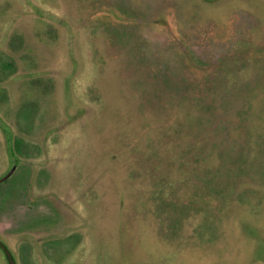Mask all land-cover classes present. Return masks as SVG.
Listing matches in <instances>:
<instances>
[{"label": "rangeland", "instance_id": "obj_1", "mask_svg": "<svg viewBox=\"0 0 264 264\" xmlns=\"http://www.w3.org/2000/svg\"><path fill=\"white\" fill-rule=\"evenodd\" d=\"M151 2L153 11L137 18L107 0H0L8 15L0 14V50L11 33L5 23L12 32L29 29L25 72L41 77L0 81V119L17 130L16 109L30 91L55 106L65 98L59 115L46 106L44 116L33 114L26 142L36 173L66 167L76 151L71 163L83 174L75 203L61 196L86 238L72 256H48V264H264V0ZM235 19L243 21L238 32ZM233 32L236 50L218 58L213 41ZM149 41L174 66L167 86L156 81L171 92L152 105L135 90L133 71ZM85 93L95 105L99 94L104 110L81 101ZM9 167L0 128L2 177ZM68 181L61 171L59 185L72 187ZM21 185L0 187V234L22 262L18 230L39 213L33 200L44 188L34 184L28 198ZM214 230L218 240L205 241ZM171 240L184 249L171 250Z\"/></svg>", "mask_w": 264, "mask_h": 264}, {"label": "flooded vegetation", "instance_id": "obj_2", "mask_svg": "<svg viewBox=\"0 0 264 264\" xmlns=\"http://www.w3.org/2000/svg\"><path fill=\"white\" fill-rule=\"evenodd\" d=\"M109 1H112V3L114 5L116 4L119 8L126 7L128 10L135 12L136 14L134 15L137 18H140V16H147L148 14L146 13L152 12L153 11L152 7H154L155 5V4H152L153 3L151 2L152 0H148L149 1L148 6L145 5L147 2L146 0H122V1L121 0H107V3ZM165 2L166 0H161V3H165ZM120 4L123 7L120 6ZM0 14L8 16L7 14H4L3 12H0ZM11 15L12 14L10 13L9 16ZM238 20L235 19L233 23L236 32H238V30L242 28V24H243V21H242V23L238 25L237 23ZM255 21L257 22V20ZM2 29H5V30L10 29L9 32H11L7 34L8 40H7L6 50L5 51L0 50L1 53L3 54L0 56V71L4 73L3 78L0 77V81L2 82V84L6 85L8 80H11L15 76L19 77L20 80H23V79L39 80L41 77L34 74L33 72H27V71L25 72V68H27V64H28L26 55L31 53L29 51L30 50L29 49V37H30L29 29L25 28V29H21V31L19 30V32L16 30L12 32V29H13L12 23L11 24L5 23L4 28ZM172 30H174V28ZM208 31L211 32V28L208 29ZM236 32H233L232 33L233 35L227 34L228 38L223 41L216 40L217 43H215V40L213 41L214 42L213 46L217 47V48L214 47L215 50L218 49L216 50L217 53L219 54L218 58H221V57L223 58V56H226L229 53L236 50L235 49L236 43H234L235 38H233L234 36L238 37ZM211 36L216 37L215 35H211ZM5 37H6V34H5ZM16 41H19L18 44ZM153 44L154 43L151 41L147 42V47L149 46L150 48L149 54L135 56L134 61H135L136 69L133 70L134 77L136 79V84H138L137 85L138 88H136L135 90L143 91L144 93L146 92L144 95V99H148V100L150 99L151 105L155 97L161 98L162 92H164L165 94H168L171 92L170 90L171 87H169L170 89L168 87H166L165 89L157 88L156 81L159 82L160 84L163 83V85L167 86L168 82H170L172 78V75L170 72L171 70L172 71L174 70L173 63L171 62L169 63L170 60H168L167 58L168 56L166 54L165 55L163 54V50H162L163 48L158 49ZM121 52L124 53V51H121ZM124 57L127 58L125 55ZM192 57L199 64H201V61L199 58H197V56L193 55ZM208 64H211V62H208ZM141 78L145 80L141 81ZM2 84L0 83V90L4 88ZM152 84H154V87H152ZM170 84L171 83H169V85ZM147 88H149L148 91H144ZM8 90H12V87L10 86ZM133 90L134 88L132 89V91ZM5 91H6L8 99H5L6 97L4 99L5 101L8 102L7 104L9 105L11 103L9 102L10 101L9 96L11 97V94L9 91H7V89H5ZM90 92L92 93V91ZM127 93L129 96L132 95L135 98L136 94H133L132 92H127ZM65 95H70V94L65 93ZM23 96L24 98L22 99L21 103L18 105L16 109L17 130L15 131L12 130L11 125L7 124L6 122L0 119V128L1 129L2 127L8 128L11 134V136H6L2 130L5 136V141L7 145V152H8V156L10 160V167L6 171L8 173L5 176L2 177L0 175L1 176L0 181L5 179V181L0 182V187H3L4 185H8V187L12 189L13 187L17 188L20 186V184H22L24 190L27 191L28 198L30 195L33 194L34 184L36 183H40L41 186L44 188L43 189L44 191H41L42 192L41 195L38 196L37 198H34L33 200L34 207L39 206V210H38L39 213L35 214L36 217H34V215L32 216L27 215L24 219L25 222L20 227L21 229L18 230V232L21 233L20 238L23 239L22 241L24 242V244L22 245L21 252L23 251V249H25L23 254H21L22 262L19 259V254L16 253V251L7 242V239L4 238L1 234H0V242L9 250L16 264H37L35 263L36 260L34 261V258H33L35 254L39 257L41 264H48V259H47L48 256L58 255V253H62L68 256L72 252L73 253L76 252L77 246L82 242V240L84 241L86 238V235L83 236L84 231L82 227L78 231L80 235H77V230L75 226L76 217H75V212L72 209L73 205L72 204L70 205L69 203L70 201L68 203H64V200L62 199V196H66L67 194V197L69 198V200L70 199L74 200L71 203H75L76 197H77L76 190L80 188L81 186L80 183H77V184L75 183L81 182L80 177L83 174L81 173V171L77 172V173H81V174H78L79 176L77 177V173H75L77 171L76 167L74 163H71L72 156H74L75 154L77 155L76 151L67 155V159L70 160V163L67 165L68 167L62 166V167H59L58 170L57 168L56 169L54 168L52 171H50L49 169L48 170L45 169L46 167H43L40 169L39 173H36L34 171L33 167L34 165H36V163H34L32 160H34L35 157L32 156L33 151L30 149V147L28 146L26 142L27 141L26 134L28 132L27 130L32 127L31 125L32 116L33 114H36L37 116L41 115V117L44 116L45 110H46L44 108L45 106L48 109L52 110L51 114L55 115L56 113L59 115V112H58L59 102L60 104H62L64 103V101L66 103L67 100L65 98L64 100H58V105H57L58 107H57L55 106V103L53 105V101H54L53 99H51L52 100L51 102L49 98H44L43 91H30L26 93V95H23ZM31 96H34V98ZM81 96H83V99H81V101L83 100L84 102L90 103V105H95L94 103H92V100L89 99L90 93H85L84 95L82 94ZM98 96L99 98L97 97V100L102 99V103L101 105L96 104L95 106L98 109L101 108L104 110L103 102H105V100L99 94ZM130 100H133V99L130 98ZM134 100H136V98ZM89 106L85 108V110H87L85 115L88 113H91ZM85 110H82L81 112ZM97 112H99L98 116L102 117L101 115L102 111L97 110ZM84 116L81 119H83ZM60 129L61 128L59 127L57 130H60ZM52 132H53V129H49V131L47 132V135L43 138L41 142L42 144L41 149L43 148L44 144L47 143V141L50 139ZM77 138H80V137H77ZM70 167L72 168V170L70 169ZM22 169L24 171L23 173H21ZM61 171L62 173L63 172L66 173L67 177H69L68 183H70V185H73L72 187L62 188L59 185L58 176ZM66 219H68L67 221L69 224L67 226H64L65 224H67L65 223ZM200 228H203V227H200ZM209 229L210 228L208 227V231ZM202 233L200 234V238L202 236ZM219 234L221 233L214 230L213 232L210 233L211 235L210 237L208 236L205 237V241L214 240V242H216V240H218L219 238ZM171 235L180 236L176 232L172 233ZM82 244L83 243H81L80 245ZM169 247L170 248L173 247L171 250H175V251L177 250L181 251L184 249V248L179 249L177 246H174L173 240H171V246ZM0 252L3 258L5 259L6 264H10L5 254V251L3 250L1 246H0ZM72 254L70 256H72ZM216 263H218V261Z\"/></svg>", "mask_w": 264, "mask_h": 264}, {"label": "water", "instance_id": "obj_3", "mask_svg": "<svg viewBox=\"0 0 264 264\" xmlns=\"http://www.w3.org/2000/svg\"><path fill=\"white\" fill-rule=\"evenodd\" d=\"M2 181H5V179L4 180H2ZM2 181H0V182H2ZM0 246L3 248V250L5 251V254H6V256H7V258H8V260H9V263L10 264H16L15 263V261H14V258H13V256L11 255V253L9 252V250L0 242Z\"/></svg>", "mask_w": 264, "mask_h": 264}, {"label": "trees", "instance_id": "obj_4", "mask_svg": "<svg viewBox=\"0 0 264 264\" xmlns=\"http://www.w3.org/2000/svg\"><path fill=\"white\" fill-rule=\"evenodd\" d=\"M3 132L5 133L6 136H11L9 129L6 127H2Z\"/></svg>", "mask_w": 264, "mask_h": 264}]
</instances>
